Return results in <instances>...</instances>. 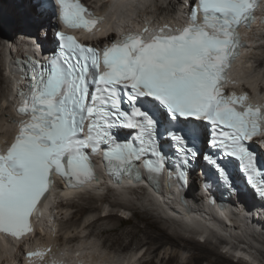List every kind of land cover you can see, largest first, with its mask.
I'll return each mask as SVG.
<instances>
[{
  "label": "snow or ice",
  "instance_id": "snow-or-ice-1",
  "mask_svg": "<svg viewBox=\"0 0 264 264\" xmlns=\"http://www.w3.org/2000/svg\"><path fill=\"white\" fill-rule=\"evenodd\" d=\"M14 3L16 12L7 20L0 9V26L42 29L49 4L59 6L57 18L67 27L91 32L104 23L80 0ZM257 3L190 0L185 26L145 27L102 49L57 31V52L45 63L30 61L31 67L19 70L29 81L17 105L26 119L0 151V233L20 239L33 232L32 220L40 215L54 178L70 188L83 187L96 179L91 155L101 150L117 182L133 171L139 180L141 161L150 174L171 164V171L181 170V181L182 170L202 162L210 178L239 195L228 171L234 158L245 187L264 199V168L246 144L264 133V105L248 103L246 94L222 91L244 46L238 29L251 25ZM122 130L127 138H121ZM161 141L169 153H163Z\"/></svg>",
  "mask_w": 264,
  "mask_h": 264
},
{
  "label": "bare ground",
  "instance_id": "bare-ground-1",
  "mask_svg": "<svg viewBox=\"0 0 264 264\" xmlns=\"http://www.w3.org/2000/svg\"><path fill=\"white\" fill-rule=\"evenodd\" d=\"M87 1H90L91 5H95L96 3L93 1H96L101 7L105 8V6H102V0H87ZM162 1L166 2L167 0H162ZM147 2H151V0H111L110 2H108L109 4L107 8H105L106 9L105 12H107L106 14L107 19L102 25V30H104L105 26L107 28H113V27L118 28L121 27L122 25L133 24L136 21H129V19L132 16L134 10L138 8V5H144V3ZM174 3L176 5H171L169 1L167 2V6H169L168 7L169 10L168 12L166 11V15L164 16L163 14L162 15L160 14V16L157 17L153 13H144L141 15L139 13L138 17L140 20L144 18L145 20H147V18H152L154 16L155 18H157L156 19L157 21L158 20L164 21V19H167L168 17L172 16L176 6L179 7L180 9H183L187 3V0H175ZM0 4L3 8H5L4 9L5 13L6 12L10 13L9 17H11L12 14L16 12L17 6L14 3V0H2ZM163 9H164L163 7L159 6L156 9V11L161 12ZM256 17H257V21L255 24L252 25V28L243 31L244 37L247 39L246 41L248 47L243 50V56L239 60H237V63L233 65L230 72L231 73L233 72L234 76L237 77L236 80L237 83H239L241 78H242L241 81L246 79L249 83L245 85L249 87L254 97L256 96V98H258L257 100H252V101L261 103L264 102V90H263L264 86L263 89L260 88V90H258L259 85L256 86L257 80H255L256 78L254 79L255 76L252 77L248 76L250 75L248 74L250 73L248 72L249 67H246L244 65L247 62V58H249L252 54L253 55L255 54L252 52L253 50L251 51L252 53H250L249 50L252 49L253 46L258 45V42L260 40L258 33H260L259 31L262 30V28L264 27V0H262V3L259 5L257 9ZM183 18L184 16L180 12L179 15H177L176 18H174L175 24L179 25ZM45 20L48 21L49 24L51 25L54 24L53 20H51L50 18L48 19L45 18ZM5 25L6 26L4 27V30L6 29V31L4 33L5 35H9L10 37V40L8 41L12 46L11 49L12 55L7 56L4 53L5 51L4 52L2 51L0 53V57H1V62L3 61V63L7 62L15 54L19 55V53L23 51L24 48L28 49V51H31L32 49V47L25 41L24 38L20 40L19 36L17 35V33H21L22 30L26 31L25 28L28 27L27 25L13 26L8 23H5ZM29 27L31 28V30L34 28L31 26ZM32 35L33 34H31V36ZM257 35H258V39H257ZM86 36L89 38L92 37L93 34L91 32H87ZM111 36L112 35H109L108 37ZM4 41L5 43L8 42L6 38ZM46 42L48 43L51 42L50 36L47 37ZM254 58H256V61H258L257 66H261L262 64H264V55L256 54L255 57L253 56V59ZM1 62H0V71L2 69ZM233 80L234 78L230 77L228 81L232 82ZM0 82H2L1 74H0ZM10 90L11 89L8 88L6 94L5 93L0 94V145H3V143H5L4 140L6 139V137H8L11 134L12 128L16 125V122L13 121V116L15 117V115L12 114L13 113L11 109L12 103L11 100H8L9 99L8 97H10L11 95L9 94L11 93ZM7 109L10 110L8 116L6 115ZM99 175L100 173L98 174V178L97 180H95L94 183H92L91 185H86L80 190L73 192L59 193L60 194L59 198L62 197L61 201L57 204L56 207L52 205V207H50L47 210V213L44 215V218H42L41 220L39 219L40 230L35 231L34 234L32 235V238L30 234L22 238L25 244H27L28 246L31 244L43 245L44 248L47 249L48 255L50 257L53 256L57 257L58 258L57 262L63 261L61 263H64V261H68L69 259L71 260L72 257H76L83 260L99 259L101 261L106 262L107 264H132L133 262L137 264H174L175 263L174 261L178 260V255L182 256L183 255L182 252L185 251L188 254L185 258H183L184 260L180 264H203V263L230 264L228 257L224 256L221 252H219L217 248L215 249L214 247L210 246V243L207 238L215 234H218L215 235L217 236V238L213 236L215 240H218L217 243L218 246L223 244L226 245L227 242L225 240L229 239L230 244L229 246H225V248L228 250L229 253L232 254L231 256L233 258L238 259L236 264H248L249 261L247 262L244 261L242 253H249L252 255L254 253H258L256 252V250H259L257 249L258 248L257 246H255L256 248L253 246L251 247L245 246L247 248L246 249L244 247V243L235 241V238L232 237V234L229 232L230 227L225 226L224 222L221 220V217L224 218V220L226 221L229 220L231 217L232 218L234 217L233 225H235L234 223H236V224H240L242 227V229L239 230L243 233V234L241 233V236L244 235L245 237H247L248 233L252 235L248 223L246 225L247 218L250 217L249 210L239 198H237L235 201L236 203H238L237 209H235V211L233 210L236 213L232 211L233 208L232 209L229 208L226 211H224L221 214V216H219L216 213V210L212 206L205 204L203 209H200L198 213H195L193 215V218L190 215H185V216L179 215L178 217L180 221L178 222L179 226H181L186 230L191 229V231H193L192 234L195 235L199 233L207 234V238L202 243L197 241L196 239H193V237L188 238L185 236L186 237L185 238L181 233L176 231V229L174 230L173 228H169L165 225L167 221H171L172 224L174 223V221L167 218H163L165 212L163 208L160 207L161 202L159 201V199L155 197L156 195H154L151 191L150 192L147 191L146 193L147 199L143 198L144 203L142 204L139 203V204H141L143 211H147L148 207L150 208V210H155L156 214H158L160 217L155 220L156 223L159 222V226L158 223L155 226V222L154 223L148 222L147 225L144 227L133 225L132 228L128 230L118 231L117 227L118 225L123 223L122 219L118 216L117 213H114L113 210L111 212H108V214H106L105 216L103 215L96 216L99 213V211H101V209H99V207H96L94 205L96 200L95 198L91 197L92 195L89 193L92 192L90 191L91 188L104 191L103 193L100 192L102 195L107 191H114V192H118V194L117 193L115 194L120 195V198L122 196L124 199L125 194L127 192V190H124L125 184L121 183L117 186L110 187L106 179H104V177ZM195 188L197 189V191H199V187H195V185L189 186L187 195L189 197H192L193 199L192 203L194 206H199L200 204L199 200L202 198V194L196 192ZM79 191H82V193L78 194L77 192ZM105 198L106 197H104V199ZM143 199L140 196L137 198L138 201ZM125 200L123 201L108 200L106 201L107 202L106 204L112 208L119 209L120 211L123 212H127V213L132 212L133 215L139 219V215H137V211L135 210L133 205L125 202ZM169 201L172 200L170 199ZM162 203L165 206V201L163 199H162ZM231 203L234 204V201ZM72 208L74 209L73 211L71 210ZM67 212L68 214L65 215ZM57 216H59L60 219L62 220L59 224L56 223L58 222V220L56 219ZM104 220H107V225L110 224L108 225V227L107 226L105 227L101 224V222ZM182 220L185 221L182 222ZM259 223H261L264 228V220H257L256 224ZM57 226H58V230L56 232L55 229H57ZM209 226L213 227L214 229L213 232H211ZM232 228H234L235 230L237 229L235 226H232ZM87 229H90V232L88 235L85 236L86 239H89L91 235L98 238L106 236L103 247H106L107 250L110 251V254H106L102 251L98 253L100 254L98 255L99 257H89L87 255H84L87 254L86 249L82 241L80 244L78 243L79 242L78 240L80 239L79 236H77L75 233L79 232V230H87ZM239 231L237 232V234L239 233ZM263 233L264 232H262V234ZM0 234H1L0 260L5 259V261L12 263L13 260L10 259H12L13 256L14 261H19L21 254L20 252L21 243L16 239L15 240L10 238L8 239L6 235L2 233ZM139 235H142V237L137 241V237ZM225 236H227V238ZM230 237H232L231 240ZM18 244L19 247H17ZM227 250H225V252ZM113 253L116 254L113 255ZM127 253L129 254L126 257L123 256L124 254ZM236 253H241V254H236ZM249 254L248 255L245 254V255L248 257L250 256ZM262 254L264 255V253H260L261 257ZM147 256L148 257L151 256V257L147 258ZM37 258H40L41 260H46L43 257L37 256L33 260L28 261L29 264L36 263L35 259ZM263 260H264V256H263Z\"/></svg>",
  "mask_w": 264,
  "mask_h": 264
},
{
  "label": "rangeland",
  "instance_id": "rangeland-1",
  "mask_svg": "<svg viewBox=\"0 0 264 264\" xmlns=\"http://www.w3.org/2000/svg\"><path fill=\"white\" fill-rule=\"evenodd\" d=\"M87 1V0H86ZM170 2V4L171 5H176L175 3H174V1L175 0H167L166 2L165 1H162V0H160V1H158V0H151V2H147V3H144V5H138V8L137 9H135L134 10V12H133V14H132V16L130 17V19H129V21H136V22H138L140 19H139V17H138V15H139V13L137 12V10L138 9H140L141 8V13H140V15L141 14H144V13H153V14H155V16H160V14L162 15L163 14V16L164 15H166V11L168 12V7L169 6H167V2ZM88 2V1H87ZM161 2H163V3H161ZM173 3V4H172ZM163 7L164 9L160 12V11H156V9L158 8V7ZM167 7V8H166ZM177 7V6H176ZM175 7V8H176ZM0 9H2V11H3V13H4V16H5V19L7 20L8 18H9V12H6L5 13V11H4V9L5 8H3L2 6H1V4H0ZM162 9V8H161ZM163 11H165V12H163ZM157 12V13H156ZM159 13V14H158ZM152 18H155L154 16L152 17ZM157 19V18H156ZM161 19V18H160ZM136 22H134V23H136ZM6 25L4 24V25H2V26H0V36H2V37H0V53L3 51H5L4 53H6V46L8 45L7 43H9V41L8 40H10V37H9V35H5V31H6V29L4 30V27H5ZM1 29H3V30H1ZM1 31H2V33H1ZM260 33H258V35H259V38H260V40H259V42H258V45H255V46H253L252 47V49H250L249 50V52L250 53H255L254 55L252 54L249 58H247V62H246V64L244 65V66H246V67H249V70H248V72H250V73H248V74H250V75H248V76H255L254 77V79L255 80H257V84H256V86L257 85H259V89L261 88V89H263V86H264V80H263V78H264V64H262L261 66H257L258 65V61H256V58H254L253 59V56L255 57V55L257 54V55H264V27L262 28V30H260L259 31ZM36 33V32H35ZM258 35H257V39H258ZM261 36V37H260ZM5 38H6V40L8 41H6L7 43H5ZM262 38V39H261ZM19 39H21V36L19 37ZM19 41V40H18ZM17 41V42H18ZM262 42V43H261ZM261 43V44H260ZM256 46H258V47H256ZM3 47V48H2ZM4 49V50H3ZM253 50V51H252ZM254 50H255V52H254ZM252 51V52H251ZM246 60V59H245ZM244 61V60H243ZM0 62H1V57H0ZM2 63V69H1V71H0V74H1V79H2V82H0V94L1 93H7V91H8V88H10V80H9V78L8 77H6L7 75H6V72H5V62L3 63V61L1 62ZM3 65H4V67H3ZM4 68V69H3ZM251 69V70H250ZM244 71V70H243ZM252 74V75H251ZM246 78V77H245ZM6 79V80H5ZM244 81V83L245 84H247V83H249L246 79H244L243 80ZM6 82H7V84H6ZM258 89V88H257ZM10 94V93H9ZM9 98V97H8ZM9 100V99H8ZM9 111L10 110H8L7 109V116L9 115ZM195 187H198V185L196 184L195 185ZM124 190H127V192H126V194H125V197H124V199H123V197L121 196V198H120V195H117L118 194V192H114V191H107L106 193H104L103 195L100 193V192H104V191H101V190H97V189H90V191H92L91 193H89V194H91L92 196L91 197H93V198H95V206L96 207H99V209H101V211H99V213L96 215V216H98V215H103V216H105L106 214H108V212H111L112 210H113V212L114 213H117L118 214V216L122 219V221H123V223H121L120 225H118V227H117V229H118V231H122V230H128V229H130V228H132V226L133 225H138V226H141V227H144V226H146L147 225V223L148 222H152V223H154L155 222V220L156 219H158V218H160L159 217V215L158 214H156V212H155V210H150V208L148 207L147 208V211H143L142 210V207H141V204L142 203H144L143 201H144V199H147V196H146V193H147V191H144V189H141V188H137V189H131V188H127V187H125V189ZM137 190V191H136ZM86 191V190H85ZM149 192V191H148ZM88 193V192H87ZM115 193H117V194H115ZM136 195V196H135ZM89 196V195H88ZM102 198H101V197ZM141 197L143 200H140V201H138L137 200V198L138 197ZM104 197H106L105 199H104ZM135 198H136V200H135ZM102 199H103V201H102ZM126 199V200H125ZM76 200H77V198H76ZM108 200H117V201H123V200H125V202H127V203H130V204H132L133 205V207L135 208V210L137 211V215H139V219L137 218V217H129V213H127V212H123V211H120L119 209H115V208H112V207H110L109 205H107L106 203V201H108ZM138 201V202H137ZM105 202V203H104ZM139 203H141V204H139ZM148 203V202H147ZM146 204V203H145ZM112 206V205H111ZM162 205H160V207H161ZM72 211L74 210L73 208L71 209ZM118 210H119V212H118ZM56 212V211H55ZM68 214V212L65 214V215H67ZM130 214H133L132 212H130ZM64 215V216H65ZM76 215V214H75ZM56 219L58 220V222H56L57 224H59L62 220L60 219V217L59 216H57L56 217ZM158 223V226H159V222H157ZM156 222H155V226H156V224H157ZM174 223H176V222H174ZM172 224V222L171 221H167L166 223H165V225L167 226V227H169V228H173L174 230L176 229V231H178L179 233H181V230L182 229H179V227H181V226H179L177 223L176 224ZM56 224V225H57ZM101 224L103 225V226H107L108 227V225H110V224H108L107 225V220H104V221H102L101 222ZM157 226V227H158ZM258 226L260 227V229L261 230H263L264 228H263V225L261 224V223H259L258 224ZM263 228V229H262ZM184 229V228H183ZM56 230V232H57V230H58V226H57V229H55ZM231 231H232V229H230ZM237 230V231H236ZM234 232H238V229H236ZM190 231V233H193V231H191V229L189 230ZM89 232H90V229H87V230H79V232H76L75 234L77 235V236H79V239L80 240H78L79 242V244L81 243V241H82V243H83V245H84V247H85V249H86V253L87 254H84V255H87V256H89V257H99L98 255H100V254H98L99 252H104V253H106V254H110V251L109 250H107V248L106 247H103V245H104V241H105V239H106V236H103V237H95V236H90V238L89 239H86L85 238V236L86 235H88L89 234ZM240 233H242L241 231H239ZM182 234V233H181ZM243 234V233H242ZM183 235V234H182ZM262 235V234H261ZM261 235H259L258 236V234H257V237H258V239L256 240L253 236H251V234L249 235V234H247V237L250 239V240H252V241H254L255 242V246H257L258 248L257 249H259V250H256V252H258V253H254L253 255L252 254H249V253H242L243 254V259H244V261L245 262H247V261H249L248 262V264H264V260H263V254H262V257L260 256V253H264V235L263 236H261ZM184 236V235H183ZM214 236V235H213ZM213 236H209L207 239H208V241H209V243H210V246L211 247H214L215 249L217 248V250L219 251V252H221L224 256H226V257H228L229 258V263L230 264H236L237 263V258H233L232 256H231V254H229L228 253V250L225 248V246H223V245H219L218 246V240H215V236L213 237ZM142 237V235H139L138 237H137V241L140 239ZM185 237V236H184ZM186 237H191V236H186ZM185 237V238H186ZM226 238H227V236H225ZM223 238H224V236H223ZM231 238L232 237H230V240H231ZM254 239V240H253ZM197 241H199V242H201L200 240H198V239H196ZM253 242V243H254ZM202 243V242H201ZM70 245V244H69ZM71 246H72V244H71ZM93 249H92V248ZM256 248V247H255ZM225 250H227L226 252H225ZM114 254H116V253H113V255ZM129 253H127V254H124L123 256H127ZM182 256L181 255H178V260L177 261H174L175 263L174 264H180L184 259L183 258H185L186 256H187V254L188 253H186L185 251L184 252H182ZM236 254H241V253H236ZM245 254H249L250 256H246ZM231 258H230V257ZM151 256H147V258H150ZM146 258V259H147ZM214 258V257H213ZM203 264H209V263H203Z\"/></svg>",
  "mask_w": 264,
  "mask_h": 264
}]
</instances>
